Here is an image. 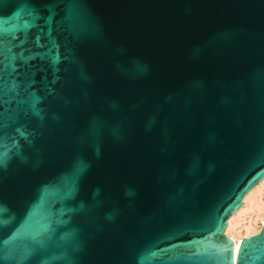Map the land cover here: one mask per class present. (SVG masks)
Returning a JSON list of instances; mask_svg holds the SVG:
<instances>
[{"label":"water","instance_id":"water-1","mask_svg":"<svg viewBox=\"0 0 264 264\" xmlns=\"http://www.w3.org/2000/svg\"><path fill=\"white\" fill-rule=\"evenodd\" d=\"M263 179L264 0H0V264H264Z\"/></svg>","mask_w":264,"mask_h":264},{"label":"bare ground","instance_id":"bare-ground-1","mask_svg":"<svg viewBox=\"0 0 264 264\" xmlns=\"http://www.w3.org/2000/svg\"><path fill=\"white\" fill-rule=\"evenodd\" d=\"M264 179L258 183L253 189H251L243 200V205L234 212L227 222V227L225 229V235L234 243L235 255L238 252L240 245L245 238H249L253 235H257L261 232L264 227ZM252 213L257 215V219L261 218L262 223L259 227H254L252 219L249 222V226L245 227V234L239 232L234 234L236 227L240 225V217L244 214ZM251 216V215H250ZM255 218L254 223L257 220ZM256 224V223H255Z\"/></svg>","mask_w":264,"mask_h":264},{"label":"rangeland","instance_id":"rangeland-1","mask_svg":"<svg viewBox=\"0 0 264 264\" xmlns=\"http://www.w3.org/2000/svg\"><path fill=\"white\" fill-rule=\"evenodd\" d=\"M263 202H264V200H263ZM255 218L257 219V215L256 214H252V213L251 214L250 213H247V214L242 215L240 217V219H239L240 220V225H238L236 227V230H235L234 234H236V232L238 233L240 230H241L240 232L242 234H245L246 233L245 227L250 225L249 222H250L251 219L253 220L252 223L254 224V227L257 228V227L261 226V223H262L261 218H259V219L256 220V222H255L256 224L254 223Z\"/></svg>","mask_w":264,"mask_h":264}]
</instances>
